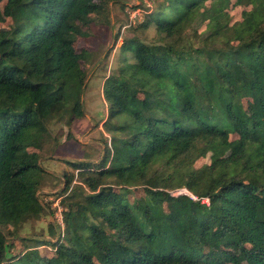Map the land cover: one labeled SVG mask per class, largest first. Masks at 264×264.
<instances>
[{
    "label": "trees",
    "instance_id": "16d2710c",
    "mask_svg": "<svg viewBox=\"0 0 264 264\" xmlns=\"http://www.w3.org/2000/svg\"><path fill=\"white\" fill-rule=\"evenodd\" d=\"M0 1V20L11 19L0 28V264H264V0H234L251 5L234 24L230 0H163L139 26L151 39H123L131 61L102 85L110 147L98 162L68 161L81 181L65 177L70 203L55 241L15 230L44 211L47 171L34 150L49 120L84 115L77 43L111 0ZM199 20L202 45L183 41ZM181 187L196 198L168 192ZM9 236L24 242L16 254Z\"/></svg>",
    "mask_w": 264,
    "mask_h": 264
},
{
    "label": "rangeland",
    "instance_id": "374dc122",
    "mask_svg": "<svg viewBox=\"0 0 264 264\" xmlns=\"http://www.w3.org/2000/svg\"><path fill=\"white\" fill-rule=\"evenodd\" d=\"M210 1L207 0L205 4L208 5ZM162 2L163 0H111L102 11L91 15L92 22L86 29V35L77 43V47L86 52L83 61L86 74L82 95L84 115L72 124L69 122L68 112L47 122L48 136L44 139L41 150H34L40 155L39 165L47 171L39 179L37 190V197L44 205V211L39 217L27 220L15 230L20 237H38L55 241L57 235H62L65 231L64 215L70 203V200L65 197L69 192V189H66L65 177L74 173L71 185L81 181V176L75 173L68 161L98 162L107 147H110L108 143L111 134L103 126L108 115V103L102 94L104 79L109 74L116 73L124 62L131 61L130 52H123L120 49L123 39L132 35H137L142 40L153 37L152 28L144 32L139 29V26L147 21L149 14ZM239 4H234V0L226 4V19L227 21L230 19V24L239 22L242 11L251 8L247 2L241 1ZM3 5L4 1H0V10ZM206 23L207 20L193 22L182 35V40L201 46V41L208 33ZM10 26L11 19L4 16L0 20V28ZM229 35L231 32H228L227 28L222 33V38L225 39ZM242 103L247 112L250 113L253 110L250 99L244 98ZM122 118L123 115L119 114L112 119V122H120ZM235 137L233 134L230 135V138ZM228 151V148L209 151L204 157L197 159L195 165L209 162ZM136 190L140 191L139 188ZM171 190H168L169 194ZM50 227L54 231L53 235L49 234ZM8 238L13 244L10 248L11 254H16L23 249L24 242L14 236ZM51 248L53 247L49 246L48 251H51ZM205 249L210 250L208 244L205 245ZM232 251L239 255L238 251ZM239 258L240 264H247L241 256Z\"/></svg>",
    "mask_w": 264,
    "mask_h": 264
},
{
    "label": "built area",
    "instance_id": "2783aa9c",
    "mask_svg": "<svg viewBox=\"0 0 264 264\" xmlns=\"http://www.w3.org/2000/svg\"><path fill=\"white\" fill-rule=\"evenodd\" d=\"M133 15V14H132ZM131 15V16H132ZM75 173H77V171L75 172ZM179 194H187V195H189L190 197H192V198H196L194 195H192L189 191H187L185 188H181V189H175V190H171V192H170V195L171 196H177V195H179ZM202 202H205V203H207L208 202V199H206V198H203L202 199ZM62 220V219H61Z\"/></svg>",
    "mask_w": 264,
    "mask_h": 264
}]
</instances>
